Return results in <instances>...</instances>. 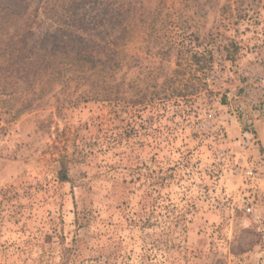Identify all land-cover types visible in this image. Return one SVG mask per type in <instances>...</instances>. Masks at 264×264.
Listing matches in <instances>:
<instances>
[{
    "label": "rangeland",
    "instance_id": "obj_1",
    "mask_svg": "<svg viewBox=\"0 0 264 264\" xmlns=\"http://www.w3.org/2000/svg\"><path fill=\"white\" fill-rule=\"evenodd\" d=\"M77 13L37 8L0 99V264H264V0Z\"/></svg>",
    "mask_w": 264,
    "mask_h": 264
},
{
    "label": "trees",
    "instance_id": "obj_2",
    "mask_svg": "<svg viewBox=\"0 0 264 264\" xmlns=\"http://www.w3.org/2000/svg\"><path fill=\"white\" fill-rule=\"evenodd\" d=\"M10 7L0 11V99L5 96L6 102L12 100L13 96L22 89L29 80L36 81L34 73L28 69V64L33 63L27 47L28 37L32 34L33 22H35L34 13L37 14V8H41L44 16L61 21V16H68V22H75L77 10L86 2V0H68V9L63 7V0H42L37 7L27 11L30 0H9ZM68 12V15H65ZM93 61L91 65L86 66L88 61L78 55V57H69L65 63L64 73L72 79L83 77H98L105 71V67H99ZM89 70V72H88ZM38 70L36 71V73ZM109 76L111 71H108ZM49 76V75H45ZM43 80V79H42ZM98 80V79H97ZM27 101V99H25ZM24 100V101H25Z\"/></svg>",
    "mask_w": 264,
    "mask_h": 264
},
{
    "label": "built area",
    "instance_id": "obj_3",
    "mask_svg": "<svg viewBox=\"0 0 264 264\" xmlns=\"http://www.w3.org/2000/svg\"><path fill=\"white\" fill-rule=\"evenodd\" d=\"M262 113H264V103L262 104V109H261Z\"/></svg>",
    "mask_w": 264,
    "mask_h": 264
}]
</instances>
